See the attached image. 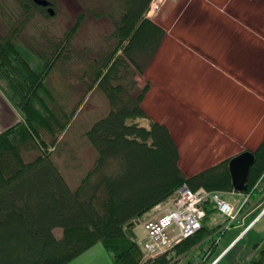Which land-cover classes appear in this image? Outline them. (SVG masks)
Masks as SVG:
<instances>
[{"label":"trees","instance_id":"16d2710c","mask_svg":"<svg viewBox=\"0 0 264 264\" xmlns=\"http://www.w3.org/2000/svg\"><path fill=\"white\" fill-rule=\"evenodd\" d=\"M152 3L135 0V12L116 21L113 49L93 62L97 69L90 86L83 85L87 94L98 85L110 110L85 133L98 157L76 189L56 165L51 147L58 142L56 131L73 124L87 95L75 104L71 93L56 97L47 85L56 64L72 59V35L50 42L44 50L27 47L21 43L27 25L9 17L10 32L5 37L0 33V88L23 120L0 134V264H70L98 243L114 264H142L135 233L140 220L184 184L194 192L234 191L231 159L193 177L182 173L171 130L142 107L151 84L140 89L137 78L145 77L166 39L165 30L147 18ZM139 4L143 6L138 13ZM18 6L28 20L42 15L32 0H19ZM5 10L0 3V14ZM147 120L145 128L141 122ZM253 152L255 162L243 192L252 198L264 194V139ZM57 229H62L60 238L54 234ZM212 232L207 225L178 245L179 262L193 264L187 259L198 250H211L212 255L214 242L204 243ZM255 250L252 264H264V241ZM168 261L164 257L145 264Z\"/></svg>","mask_w":264,"mask_h":264},{"label":"rangeland","instance_id":"374dc122","mask_svg":"<svg viewBox=\"0 0 264 264\" xmlns=\"http://www.w3.org/2000/svg\"><path fill=\"white\" fill-rule=\"evenodd\" d=\"M24 1L26 0H21V2ZM106 1L63 0L62 4L58 6L56 16L48 18L39 14L28 20L26 18L28 14L25 15L18 6L19 0H0L2 6L6 8L1 12L2 15L0 14V33L3 37L8 35L9 27H12L9 17H13L17 22L23 20L25 22L23 24L27 25L21 42L27 47L32 48L31 45H33L35 49L42 48L44 50L50 45V42H55L56 39L63 38L68 33L72 35L73 47L70 51L72 59L56 64L53 73L49 74V79L47 78V85L52 88L56 97L59 95L70 97V93L72 96L74 91L78 101L87 95V106L85 114H80L75 120L76 124L73 120L74 126H69L63 132L56 131L59 133V136L57 135L58 142L56 147L50 149L53 156H56V148L68 142L71 136L68 134L69 132L73 133L74 137L77 135L78 131L75 129L79 130L78 127L83 123V115H89V113L101 115L109 109L108 99L98 85H95L88 94L86 93L87 87L83 86L84 83L90 86L91 76L97 69L93 62L100 60L103 53L109 52L114 47L109 38L114 28L109 21L101 17L106 10L104 8ZM152 4L147 18L165 30L166 39L150 68L151 70L149 69L145 77L141 78L142 88L140 89L145 88L148 83L151 84L152 90L164 89L166 84L174 83L172 90L179 105L184 109L186 105L190 109H187V114L185 111L181 113L192 119L188 124L193 125L194 128L199 126L215 129L218 136L229 135L232 132L231 127L238 133L248 131L255 121L254 118L258 115L255 112L260 108L254 98L264 105V71L258 70L262 64L260 60L264 58V0H153ZM206 20L217 21L218 24L217 26L212 25L211 29L209 28L210 24H205L207 28L203 29L202 27L200 30V23ZM206 31L210 33L208 37L214 36L218 40L212 43V47L204 41L203 45L211 51L206 50L207 48L200 42V33ZM28 54L30 55L29 51ZM121 55L122 51L116 56L121 57ZM197 59L207 61L206 65L210 67H206L202 63L199 65L196 62ZM245 63H254L252 68L255 69L246 72L238 67L241 65L245 67ZM224 65L228 66L227 69H223L224 72L215 70ZM247 68H249L248 64ZM241 69L244 72H240ZM258 71L259 73H257ZM148 93L145 101L150 97ZM151 103L150 97L149 104ZM256 106L258 108H255ZM197 115L203 116L202 119L200 120ZM257 125H259L258 128H256ZM193 127H185L184 134L188 138L202 141L203 137L200 135L202 131L198 137L195 132H189ZM256 127H254L255 131L252 135L250 132L249 139L243 138V141L236 143L237 145L230 149L229 153L227 152V159L222 161L223 155H218L222 153V150L216 148L218 156L214 155V157H217L207 158L208 162L202 161L203 164L195 167L192 171L198 170L200 173L203 172L202 170L206 171L207 167H216L222 162L227 163L229 159L242 152L255 151L264 139V109ZM180 136L176 135L181 140ZM74 142L69 143L75 144V146L79 145L77 141ZM219 151L220 153H218ZM81 155H83L85 166L88 168L96 162L98 157L92 147H86ZM60 162L62 163V160ZM77 172V170L67 171L68 178L72 179L75 186L87 175L81 174L79 177ZM230 194H224V198L229 203L242 202L243 198ZM261 194L259 192L258 197ZM258 197L253 196L250 205H253ZM261 211L262 209L254 217H257ZM153 214L155 212H151L146 218H151ZM208 218L209 228L214 231L218 219L211 216ZM239 230L237 226L230 228L221 247L207 264L220 258L219 251L224 243ZM263 232L264 218L257 223L249 238ZM135 233H137L139 241L144 239L142 221L137 226ZM54 234L57 238L62 237V229L55 230ZM195 256L196 254H193L190 258ZM221 264H224V260Z\"/></svg>","mask_w":264,"mask_h":264},{"label":"crops","instance_id":"0c3cea01","mask_svg":"<svg viewBox=\"0 0 264 264\" xmlns=\"http://www.w3.org/2000/svg\"><path fill=\"white\" fill-rule=\"evenodd\" d=\"M205 24L206 25L210 24L209 28L211 29L212 25L217 26L218 23H217V21L212 22V20H211V22H210V21L206 20V21H203L202 23H200L199 29L201 30L202 27H203V29L207 28ZM200 35H201L200 42H202V45L205 41V43H208L212 47V43L218 41L217 39H215L214 36L208 37V36H210V33H208L207 31L201 32ZM200 46H201V44H200ZM205 48H207V47H205ZM206 50H209V49L207 48ZM209 51H211V50H209ZM209 53H211V52H209ZM154 62L151 64L150 68L152 67ZM196 62L199 63V65H200V63H202L204 66L207 63V61L206 62L204 60L200 61V59H197ZM254 62L257 63L256 61H254ZM260 62L262 63L261 64L262 68L259 67L260 69H258V70L264 71V58L263 59L261 58ZM245 64H246L245 67L243 65H241V66L237 65V66L239 68L244 69V71H246V72H250V70L255 69V68H252V67H254V63H251V64L245 63ZM247 64L249 65V68H247ZM206 67H210V66L206 65ZM222 67H220V68L217 67L216 69L215 68H213V69H215V70L218 69V71L220 70V72H224L223 69L228 68V66H226V65H224ZM149 69H148V71H149ZM242 69L240 72H244ZM259 71L257 73H259ZM140 80H141V77L137 78L138 84H139L140 88H142V84H141ZM173 85H174V83H171L170 85L166 84V88H164V89L157 88L155 90L154 89L152 90V88H151V90L149 91L148 94L151 97V101H152L151 104L153 107L150 106L151 104H149L150 97H149V99L144 101L142 107H144L145 112L148 113V115L150 116V118H152L153 121H155L157 123L159 122L171 130L172 136H173L174 140L176 141V143L178 145V149L180 151V162H181L180 163V169H181V172L184 173L187 177H193V176H195V174L199 173L198 170L193 172L192 169H194L195 167H198L199 165H202L203 164L202 161L208 162L207 161L208 159L215 158L218 155H223L222 161L227 159L229 150L233 149L235 145H237L238 143H240L244 139H249L250 132L252 135L255 131L254 127H256V124H259V119L263 113L264 105L262 102H258L253 97L255 102H257V104L260 106V108H258L257 106L255 107V108H258L257 109L258 111L255 112L258 115L254 118L255 121L251 124L252 126L250 127V129L248 131L243 132V133L242 132L238 133V132H236V129L231 127L232 132L229 133V135L227 134L225 136L224 135L218 136L216 133L217 131L215 132V129L211 130L210 128L206 129L205 127L201 128L199 126L194 128L193 125L188 124L189 122L192 121V119H190L189 116H187V115H185V116L182 115V113H181V112L185 111V113L187 114L188 106L185 105V109L181 108V106L179 105V102L176 100L177 98L174 94V91L172 90ZM185 94H186V92H185ZM72 99L74 100L73 102L75 104H77L80 101V100L77 101V99L75 98V92L74 91L72 92ZM86 106H87V102H85L84 105L81 107L77 117L74 119V123H75V120L78 118V116L80 114H83L86 111ZM108 108H109V106H108ZM109 110H110V108L107 109L105 111V113H103L101 115L98 113H95V114L89 113V115L88 114L83 115V117H84L82 119L83 123L78 127L79 130L75 129L76 131H78V132H76L77 135L74 137L73 133L69 132L68 134H70L71 136H70L68 142L61 144L58 148H56L57 150L55 149L56 150V156L54 155V159H55L54 161L56 162V165H58V167L60 168L61 172L63 173L65 179L67 180L69 186L72 189H76L80 185L81 182H79L78 185L75 186L74 183L72 182V179L68 178L67 171L77 170L78 171L77 175H79V177H80L81 174L86 175L89 171L92 170L94 163H92L91 167L88 168V166H85L86 164H85V161L83 160V155H81V152L86 147L87 148L88 147L93 148L92 145L87 143V140L85 138V133L95 121H97L98 119H100L103 116H106L108 114ZM188 110H190V109H188ZM197 116H199L200 120L203 117L201 115H197ZM208 116L210 117V115H208ZM22 120H23L22 113H20L17 110V108L14 106V104L10 100L7 99L3 90H1V88H0V134L9 130L10 128L16 126L18 123H21ZM209 120H211V118H209ZM141 123H142L143 127H145V128H148L149 124H150L148 120L143 121ZM75 124H71L70 127L74 126ZM189 126L193 127V129L190 130L189 132L190 133L195 132L196 137H198V134H200V131H202V134H200L203 137L202 141H200L199 139H195V138H193V139L188 138L186 136V134H184L185 133L184 128L189 127ZM258 126L259 125H257L256 128H258ZM176 135H178V136L181 135L180 136L181 140L178 139L179 137L177 138ZM74 141H77V143H79V145L75 146V144H72V145L70 144V143H75ZM80 142H83V143H81L82 145L80 144ZM260 143H259V145H260ZM70 145H71V148H70ZM64 147H66V148L64 149ZM216 148L217 149L221 148L222 153L217 155V152H216L217 149ZM245 152H251V151L248 150ZM218 153H220V151ZM214 155H217V156L214 157ZM209 157H211V158H209ZM60 160H62V163L60 162ZM207 168H210V167H207ZM202 171H204V170H202ZM234 192L236 194L233 196L238 195L241 198L243 197V194H241V193H243L244 191L241 193H238L234 190ZM222 195H224V194H222ZM261 197L259 196L257 200H259ZM253 205H255V204H253ZM253 207H254L253 212L245 216V219L243 220L242 224L236 225L237 229H240L239 232H237V234H235L234 236L229 238L224 243V246L221 248V250L219 251L220 257L226 251L228 252L227 255L222 259V261L224 260V264H252L251 261L255 258L256 254H257V251L255 250V245L260 244L261 242L264 241V232L261 234H256L255 237H253V238H249L250 234L254 231V227L257 224L253 227V229H251L249 232H247L243 236V238L240 239V237L242 236L245 229H247V227L254 221L255 214L258 211H260V209L263 208V207L258 208V206H256V205ZM211 217H216L218 219L217 226H219L221 223H223V220L221 218H218V216H216L215 214L214 215L211 214ZM226 233L220 238V240H219L220 242L217 245H215V247H213L212 256H214L217 253V251L219 250V248L221 247ZM238 239H239V242H237L234 245V243L236 241H238ZM221 262L219 264H221ZM70 264H114V262H113L112 257L110 256V253L106 250L105 246H103L101 243H98L95 245V247L86 251L83 255H81L77 259L73 260V262Z\"/></svg>","mask_w":264,"mask_h":264},{"label":"built area","instance_id":"2783aa9c","mask_svg":"<svg viewBox=\"0 0 264 264\" xmlns=\"http://www.w3.org/2000/svg\"><path fill=\"white\" fill-rule=\"evenodd\" d=\"M235 194L234 191L231 193V195ZM241 194H243L242 202L233 204L229 203L220 192H210L204 189L194 192L188 185L184 184L173 195L172 199L154 209L153 212L155 214L151 218L141 220L145 236L142 241H139L137 233L136 237L138 244L141 245L143 250L144 260L142 264L164 257L170 263L179 262L175 248L186 239L195 237L203 227L209 225L207 220L210 214H215L223 220V223L217 226L204 242L213 241L215 246L231 227L242 224L245 216L253 212V206L263 207L261 213L255 217L254 221L243 232L240 239L243 238L247 232L264 218V195L253 203L255 205H250L252 204V194ZM237 242H239V239L234 245ZM227 253L226 251L218 260L211 264H219ZM193 254H196V256L190 258ZM191 255L189 258L193 264H207L212 257L211 250L207 254L200 253L198 250ZM178 264H183V262L180 261Z\"/></svg>","mask_w":264,"mask_h":264},{"label":"flooded vegetation","instance_id":"af4514ba","mask_svg":"<svg viewBox=\"0 0 264 264\" xmlns=\"http://www.w3.org/2000/svg\"><path fill=\"white\" fill-rule=\"evenodd\" d=\"M63 0H32V2L38 7L39 11L42 12V15L48 16V18L54 17L57 15L58 6L62 4ZM135 0H107L104 4L105 12L102 13V18H105L112 25L114 30L109 35V38H114L117 34L118 29L115 27L116 21L120 19H127L132 12H135ZM143 4L138 5L139 13L142 9ZM133 8V10H132ZM51 11L53 15H51ZM113 41V39H110Z\"/></svg>","mask_w":264,"mask_h":264},{"label":"water","instance_id":"95a60500","mask_svg":"<svg viewBox=\"0 0 264 264\" xmlns=\"http://www.w3.org/2000/svg\"><path fill=\"white\" fill-rule=\"evenodd\" d=\"M51 15L53 12L51 11ZM255 153L243 152L240 155L233 157L229 163V171L231 172V182L234 190L238 193L246 191L247 179L250 175V170L255 162Z\"/></svg>","mask_w":264,"mask_h":264}]
</instances>
